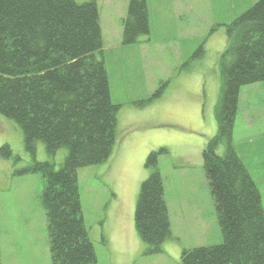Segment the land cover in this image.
<instances>
[{
  "label": "rangeland",
  "instance_id": "rangeland-1",
  "mask_svg": "<svg viewBox=\"0 0 264 264\" xmlns=\"http://www.w3.org/2000/svg\"><path fill=\"white\" fill-rule=\"evenodd\" d=\"M145 1L149 34L123 45L122 18L129 0H96L101 57L111 101L119 105L110 157L77 171L84 224L96 264H179L184 249L222 242L202 151L217 131L227 25L257 0ZM232 144L260 191L264 210V82L240 89ZM3 145L10 155L0 153L1 263L51 264L40 201L43 182L29 168L47 161L57 170L67 149L49 155L42 142L33 151L26 149L21 128L0 115V148ZM160 148L167 152L159 156L158 169L166 178L168 198L174 201L168 204L171 236L161 253L145 255L134 226L138 177L142 170L147 172L145 178L149 176L146 157ZM223 150L220 146L217 153ZM169 184H175L176 192ZM182 212H191L190 221ZM6 232L17 240H4ZM23 244L34 250L32 254L19 252Z\"/></svg>",
  "mask_w": 264,
  "mask_h": 264
},
{
  "label": "trees",
  "instance_id": "trees-1",
  "mask_svg": "<svg viewBox=\"0 0 264 264\" xmlns=\"http://www.w3.org/2000/svg\"><path fill=\"white\" fill-rule=\"evenodd\" d=\"M148 34L146 1L129 0L121 43L131 45ZM102 45L96 0H0V115L21 128L26 149L33 151L37 142L49 155L67 149L59 169L47 161L29 168L43 182L51 264L97 263L77 171L105 162L116 141L119 105L111 101ZM221 74L217 131L202 151V168L222 242L184 249L179 264H264L261 194L232 144L240 89L264 82V0L227 25ZM166 152L147 155L150 173L136 199L134 226L145 255L161 253L171 236L158 169ZM0 153L8 157V146Z\"/></svg>",
  "mask_w": 264,
  "mask_h": 264
},
{
  "label": "crops",
  "instance_id": "crops-1",
  "mask_svg": "<svg viewBox=\"0 0 264 264\" xmlns=\"http://www.w3.org/2000/svg\"><path fill=\"white\" fill-rule=\"evenodd\" d=\"M121 149H119V151H120ZM118 151V152H119ZM147 176V172L145 171V170H142V172H141V174L139 175V177H138V184H139V182L140 181H142L143 180V178H145ZM162 177H163V182H164V189H165V199H166V203H167V206H168V204L169 203H172V202H174V201H172L171 200V198H168V195H167V193H168V187H167V182H166V178L162 175ZM169 186V188H170V190L171 189H173L175 192H176V187H175V184L174 185H171V184H169L168 185ZM137 188H138V186H136L135 187V189H136V191H137ZM179 191H182V190H179ZM183 203H184V200H183ZM183 209H186V207H184ZM189 212H182L181 213V215H186V221H190V219H191V217H192V215H191V212L188 214ZM170 218V217H169ZM17 224H20L19 222L17 223ZM170 225H172V223H171V220H170ZM29 232V231H28ZM7 233V232H6ZM5 233V239L4 240H6L7 242H9L8 240H10L9 238H11L12 240H17V238H15V239H13L12 238V236L10 235V234H6ZM7 236H9V237H7ZM29 235H27L26 237H28ZM20 237H22V236H20ZM138 240V239H137ZM23 242V241H22ZM25 243V242H24ZM166 242H164V244H165ZM138 246H139V250H141L142 249V245H141V243H140V241H138ZM16 249V247L14 248V250ZM145 249V248H144ZM3 251H4V248H3V242H2V238H0V261H2V259L4 258V254H3ZM20 251H22V253H31L32 254V252L34 251V250H32L31 249V247L28 245V244H23V246H22V249H19V252ZM38 251V250H37ZM42 251L45 253H47V249L46 248H42ZM46 255V254H45ZM2 264V263H1ZM47 264V263H46Z\"/></svg>",
  "mask_w": 264,
  "mask_h": 264
}]
</instances>
